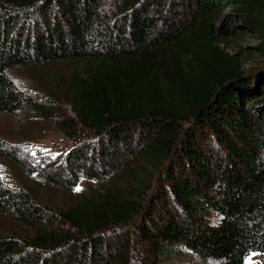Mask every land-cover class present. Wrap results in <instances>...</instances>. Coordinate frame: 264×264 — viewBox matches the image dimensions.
I'll return each instance as SVG.
<instances>
[{
  "label": "trees",
  "instance_id": "obj_1",
  "mask_svg": "<svg viewBox=\"0 0 264 264\" xmlns=\"http://www.w3.org/2000/svg\"><path fill=\"white\" fill-rule=\"evenodd\" d=\"M56 61L71 116L12 76ZM25 108L72 142L34 171L68 202L0 179V213L34 232L0 235V264L264 254V0H0V112Z\"/></svg>",
  "mask_w": 264,
  "mask_h": 264
},
{
  "label": "rangeland",
  "instance_id": "obj_2",
  "mask_svg": "<svg viewBox=\"0 0 264 264\" xmlns=\"http://www.w3.org/2000/svg\"><path fill=\"white\" fill-rule=\"evenodd\" d=\"M256 44L257 39L247 37L244 41H237L235 48L239 50L240 47L249 48ZM260 63L258 55H250L244 58L243 67L245 70H251L260 66ZM68 71L67 61H56L18 67L12 71V76L19 88L30 93L36 91L48 99L58 100L71 116L73 113L65 102L59 83ZM71 143L53 121L45 120L29 109H20L14 113L0 112L1 181L14 190L30 191L45 205L61 207L68 202L67 193L40 182L37 174L39 169H46V163L61 159ZM23 164L31 171L27 173ZM35 170L38 171L34 172ZM87 185L81 182L78 189ZM33 233L32 229L20 224L8 214L0 213V235L30 238ZM194 259L195 256L188 253L182 259H175V262H189ZM246 264H264V254H251Z\"/></svg>",
  "mask_w": 264,
  "mask_h": 264
},
{
  "label": "snow or ice",
  "instance_id": "obj_3",
  "mask_svg": "<svg viewBox=\"0 0 264 264\" xmlns=\"http://www.w3.org/2000/svg\"><path fill=\"white\" fill-rule=\"evenodd\" d=\"M81 189H77V191H80ZM255 255V254H254Z\"/></svg>",
  "mask_w": 264,
  "mask_h": 264
}]
</instances>
